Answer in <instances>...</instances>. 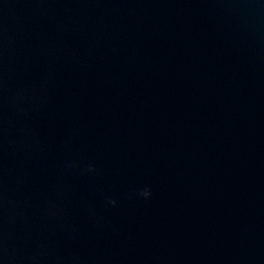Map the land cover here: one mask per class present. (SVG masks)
<instances>
[{"label": "water", "instance_id": "obj_1", "mask_svg": "<svg viewBox=\"0 0 264 264\" xmlns=\"http://www.w3.org/2000/svg\"><path fill=\"white\" fill-rule=\"evenodd\" d=\"M0 41V264H264V0H0Z\"/></svg>", "mask_w": 264, "mask_h": 264}, {"label": "clouds", "instance_id": "obj_2", "mask_svg": "<svg viewBox=\"0 0 264 264\" xmlns=\"http://www.w3.org/2000/svg\"><path fill=\"white\" fill-rule=\"evenodd\" d=\"M3 48V42L0 41V49ZM0 61H2V51H0ZM95 167L93 165H88L87 171L88 172H95ZM134 195L138 198H143V199H149L152 196L151 189L149 187H143L141 189H138ZM108 203L112 206L116 205V200L108 198Z\"/></svg>", "mask_w": 264, "mask_h": 264}]
</instances>
